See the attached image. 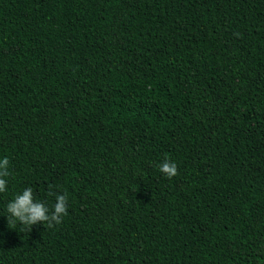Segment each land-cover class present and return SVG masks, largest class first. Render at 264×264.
Masks as SVG:
<instances>
[{"label": "trees", "instance_id": "trees-1", "mask_svg": "<svg viewBox=\"0 0 264 264\" xmlns=\"http://www.w3.org/2000/svg\"><path fill=\"white\" fill-rule=\"evenodd\" d=\"M4 157L0 264H264V0H0Z\"/></svg>", "mask_w": 264, "mask_h": 264}, {"label": "clouds", "instance_id": "clouds-1", "mask_svg": "<svg viewBox=\"0 0 264 264\" xmlns=\"http://www.w3.org/2000/svg\"><path fill=\"white\" fill-rule=\"evenodd\" d=\"M158 170L165 178L172 179L178 175V166L175 162L165 158L157 165ZM10 161L7 157L0 159V193L7 191L6 178L11 175ZM54 185L49 186V196H55V203L52 208L42 201L34 198L31 187L23 190L22 193L15 195L14 199L6 205L8 226L19 222L25 226L28 231H32L34 225L43 224L46 228H54L63 223V218L68 215V195L65 192L60 194L52 189Z\"/></svg>", "mask_w": 264, "mask_h": 264}]
</instances>
